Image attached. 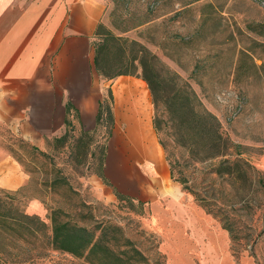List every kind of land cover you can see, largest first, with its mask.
<instances>
[{"label": "rangeland", "instance_id": "rangeland-1", "mask_svg": "<svg viewBox=\"0 0 264 264\" xmlns=\"http://www.w3.org/2000/svg\"><path fill=\"white\" fill-rule=\"evenodd\" d=\"M102 1L106 10L97 33L110 32L135 41L154 55L159 73L175 74L178 84L187 85L195 93L200 109L214 117L208 123L209 134L219 127L220 147L211 150L201 144L193 147L186 139L181 146L175 137L178 130L169 117L159 135L180 160L200 198L204 197L219 212L218 217L209 213L176 183L187 209L195 208L209 223V227L200 224L205 233L200 250L197 248L201 260L227 264L218 229H224L221 219L225 217L237 238L232 241L228 233L233 264H240L245 256L252 258L254 264H264V0ZM100 38L95 36L93 44ZM102 80L107 86L120 81L142 82L148 89L135 76ZM104 96L109 103L108 88ZM103 120L88 137H82L76 127H67L61 146L47 154L38 153L0 127V158L4 154L11 156L30 176V181L18 191L0 187V193L18 198V205L26 214L29 199L38 197L45 210L38 217L48 226L51 212L60 211L66 214L60 217L62 221L78 226L92 229L101 224L103 230L116 227V231L105 230L110 254H105L102 264H173L164 250L162 235L154 231V217L153 226L150 223L147 206L124 197L104 203L95 199L85 183L100 172L110 126V120ZM179 132L185 136L190 129L182 127ZM219 151L224 156L213 163L203 160L207 154ZM193 159L202 161L194 163ZM216 167L221 171L211 172ZM215 233L218 243L214 241ZM174 240V244L170 243L172 261L180 264L193 247ZM7 244V237L0 234V264H97L85 255L43 254L23 245Z\"/></svg>", "mask_w": 264, "mask_h": 264}, {"label": "crops", "instance_id": "crops-1", "mask_svg": "<svg viewBox=\"0 0 264 264\" xmlns=\"http://www.w3.org/2000/svg\"><path fill=\"white\" fill-rule=\"evenodd\" d=\"M105 10L102 0H0V127L41 153L53 152L61 146L67 127L82 134L96 128L100 103L110 88L113 123L102 171L91 175L86 185L104 203L120 195L147 206L150 223L153 226L154 217V231L162 235L173 264L174 239L193 247L180 264H209L197 251L205 236L200 224L209 223L195 208L187 209L171 179L152 124L149 90L136 81L107 86L95 70L93 41ZM29 181L11 156L2 155L0 187L16 192ZM29 200V215L45 213L38 197ZM218 229L227 264H233L228 232ZM240 264L254 261L245 256Z\"/></svg>", "mask_w": 264, "mask_h": 264}, {"label": "trees", "instance_id": "trees-1", "mask_svg": "<svg viewBox=\"0 0 264 264\" xmlns=\"http://www.w3.org/2000/svg\"><path fill=\"white\" fill-rule=\"evenodd\" d=\"M99 27L101 26L98 25L97 28L99 29ZM257 27L263 28V26ZM95 36L101 37L99 42L94 45V67L98 75L107 81L119 76H135L146 83L154 111L153 128L165 153L172 181L177 183L182 191L192 195L209 213L218 217L219 212L211 208V204L206 202L204 197L200 198V193L196 190L194 184L190 183L180 160L169 150L170 146L168 143L164 139L159 138L165 125V120L169 117L173 127L178 130V132H175V137L181 146L185 143L182 141L186 139L190 141L189 144L193 147L200 144L209 150L220 147L218 125L215 131H211L212 133L209 134L208 123L214 121V117L200 109L195 93L187 85L178 84L175 81L177 78L175 74L164 72L161 75L155 67V56L148 53L138 43L125 38L115 37L110 32L97 33V29ZM109 58L108 63L107 59ZM108 100L109 103L106 102V98L100 103V109L96 117V128L102 124L104 117L110 120L108 128L109 138L113 123L111 111L112 93L110 88H108ZM186 126L190 129V132L184 136L179 131ZM88 135V132L83 133L82 137H88ZM21 142L27 144L23 141ZM38 153L44 154L39 151ZM104 156L105 147L101 153V168L100 172L97 173L99 175L102 171ZM221 156H224L221 151L209 153L203 160L213 163L216 158ZM200 161L202 159H193L194 163H199ZM210 169L208 173H210ZM219 170L220 167H216L211 172L218 173ZM117 197L121 196L117 195ZM18 200L11 193H0V234L5 238L7 237V245L11 243L12 245H23L25 249L35 250L43 254L61 252L75 257H83L85 255L88 259H95L97 264H102L106 253L110 254V248L105 245V230L116 231L118 230L116 227H106L103 230L101 224H97L92 229L78 226L68 220L62 221L60 217H65L66 214L60 211L51 212L49 217L51 223L48 226L37 215L26 214L19 207L18 202L20 201ZM221 221L224 229L230 234L231 240L235 241L237 238L233 235L232 224L225 217ZM99 252L103 254V257L96 256Z\"/></svg>", "mask_w": 264, "mask_h": 264}]
</instances>
